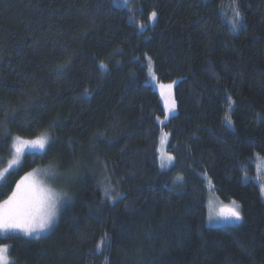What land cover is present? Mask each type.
Here are the masks:
<instances>
[{
	"label": "trees",
	"instance_id": "obj_1",
	"mask_svg": "<svg viewBox=\"0 0 264 264\" xmlns=\"http://www.w3.org/2000/svg\"><path fill=\"white\" fill-rule=\"evenodd\" d=\"M149 61L176 82L167 120ZM6 117L0 173L17 138L51 147L6 172L0 202L44 166L70 197L46 235L0 236L10 264H264V0H0ZM209 185L239 224L207 225Z\"/></svg>",
	"mask_w": 264,
	"mask_h": 264
},
{
	"label": "snow or ice",
	"instance_id": "obj_2",
	"mask_svg": "<svg viewBox=\"0 0 264 264\" xmlns=\"http://www.w3.org/2000/svg\"><path fill=\"white\" fill-rule=\"evenodd\" d=\"M156 13L152 12L150 19L154 20ZM242 21V14L238 7L234 8V16L232 21V27L237 28ZM144 26L141 25V28ZM101 69H105L106 65H99ZM149 69L151 70V61H149ZM153 80L156 79L153 74ZM176 82L173 81L171 84H158L160 96L164 101L165 120L169 118L168 114L174 113L176 110V102L173 96V85ZM231 100V98H228ZM234 104V101H232ZM9 118L6 117L5 121L0 123H6ZM159 120V117H157ZM224 122L228 126L233 125V121L230 116L224 117ZM166 136V134H165ZM165 137H161V143H164ZM51 147L48 136H40L33 140H24L17 138L15 145V151L17 155L24 152L25 149L40 150L43 154L44 150ZM161 160H167L172 162L174 157L170 155L162 156ZM18 161H13L9 165L12 168L13 164H18ZM163 166V165H162ZM49 173L46 171L45 175ZM55 176L56 173H51ZM4 178V173H0V180ZM177 180H182V177H177ZM105 194L111 201H116L119 197V193L112 195L110 189L106 187L104 189ZM261 195L264 196V184L260 186ZM66 199H70L68 194L65 192L57 191L54 187L46 185L42 182L37 174L36 170L28 173L18 183H16L15 190L12 191L11 195L0 202V235L14 232H21L25 236H30L33 233L37 234V238L40 233L47 231L53 223L57 220L60 205ZM232 207L222 208L217 214L220 218L229 222L241 221L242 215L238 204L235 201L232 202ZM216 217L210 215L209 222ZM100 246H97L99 251ZM0 264H10L8 258V246L0 245Z\"/></svg>",
	"mask_w": 264,
	"mask_h": 264
},
{
	"label": "rangeland",
	"instance_id": "obj_3",
	"mask_svg": "<svg viewBox=\"0 0 264 264\" xmlns=\"http://www.w3.org/2000/svg\"><path fill=\"white\" fill-rule=\"evenodd\" d=\"M153 74L154 73H153V70H152V65H151V70L149 69V65H148L147 66V75L149 76V75H153ZM149 81L153 85H155V86L157 85V87H158V84L155 82V80H153L152 77L149 78ZM165 84H171V83H165ZM173 87H174V85H173ZM158 91H159V89H158ZM172 92H173V89H172ZM160 99H161V103H162L163 108H164V101H163V99H162L161 96H160ZM175 112H176V110H175ZM164 113H165V111H164ZM174 113L168 114V116L170 117ZM165 134H166V136H165ZM162 136L165 137L164 143H161V137ZM167 139H168V134L166 132H164V131H161L160 134H159V141H158V148H157V151H158V165H159V168L160 169H166V168H168L173 163V161L172 162H168L167 160H163V161L161 160V157L162 156H166V155L172 156L170 153L167 152V149H166ZM24 140H33V139H24ZM16 142H17V140L13 144L12 157L8 161V163L5 166V168L2 170L3 171L2 173H4V175L6 174V172L8 170H10V169H12V168H14V167H16V166H18L20 164V162L22 160V156L24 155V153H26V152H41L40 150H35V149H25L22 154L17 155V153L15 151ZM13 161H18L19 163L18 164H13L12 168H9V165L12 164ZM259 164H260V166H259V170L257 172L256 180L258 181V184H259V187H260L262 184H264V178L262 177L263 167L261 166L262 164H261L260 161H259ZM34 170H36V174H37L38 178L42 182H44L46 185L51 186V187H54L57 191L66 192V190H65L66 186H65V183H64V179H60L58 177L55 169L52 166L38 167V168H36ZM33 171H31V172H33ZM46 171L49 173L48 175H45V172ZM53 172L56 173L55 176H52L51 175V173H53ZM209 189H210V191L207 192V196H206V213H207L206 222H207V225H209V226H235V225L239 224L242 220L239 221V222H234L233 223V222H229V221L224 220V219L220 218L219 216H217V214L220 212V210L222 208L232 207L233 206V204H232L233 201H224V200H222L220 197H218L213 192L212 187L210 185H209ZM1 202H3V201H1ZM63 203H64V201L61 203L60 207L62 206ZM236 204H238V203L236 202ZM239 207H240V205H239ZM240 210H241V208H240ZM210 215L216 217L211 222H209V216ZM54 223H53V225H54ZM52 226L47 231L40 233L38 237H41V236L46 235L51 230ZM12 234L24 235L21 232H14V233L2 234L0 236H6V235H12ZM27 237H37V234L36 233H33L32 235L27 236ZM9 261H10V259H9Z\"/></svg>",
	"mask_w": 264,
	"mask_h": 264
}]
</instances>
